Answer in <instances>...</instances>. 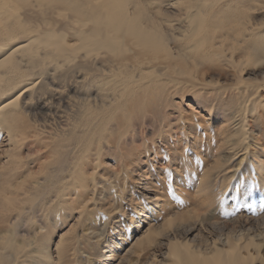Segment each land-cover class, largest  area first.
Wrapping results in <instances>:
<instances>
[{
  "label": "bare ground",
  "instance_id": "bare-ground-1",
  "mask_svg": "<svg viewBox=\"0 0 264 264\" xmlns=\"http://www.w3.org/2000/svg\"><path fill=\"white\" fill-rule=\"evenodd\" d=\"M1 133L0 264H264V0H0Z\"/></svg>",
  "mask_w": 264,
  "mask_h": 264
},
{
  "label": "rangeland",
  "instance_id": "rangeland-1",
  "mask_svg": "<svg viewBox=\"0 0 264 264\" xmlns=\"http://www.w3.org/2000/svg\"><path fill=\"white\" fill-rule=\"evenodd\" d=\"M258 78L256 79L258 82H260V80H262L261 78H260V76H257ZM72 91H74V90H72ZM174 102L176 103V104H178V106H179V110H180V112H182V116H184V117H188L189 119H192V114H196V113H198L199 114V111H198V109H197V107H195V105L193 104V103H191V100H189V99H186V100H184V102L181 104L180 103V101L178 100V99H175L174 100ZM65 103H66V101H65ZM59 104H61V103H59ZM67 104V103H66ZM186 106V107H185ZM192 107V108H191ZM51 108V109H50ZM188 108V109H187ZM195 108V109H194ZM61 109V110H60ZM191 111H190V110ZM50 110V111H49ZM41 111H47V112H45L46 114H48L49 112H51L52 114H56L58 117H60V120L62 119L61 117H62V113H63V106H59L58 104L57 105H55V104H52V107H42V108H39V109H36V112H41ZM56 112V113H55ZM160 112V111H159ZM170 112H172V111H170ZM193 112V113H192ZM158 115V114H157ZM190 115V116H189ZM203 115V113H200L199 115H197V119L196 118H193V119H195L196 121L198 120V121H200L201 120V116ZM200 116V117H199ZM186 117V118H187ZM153 118H155V117H153ZM157 119V118H156ZM159 119H160V114H159ZM147 122H148V120L146 121V124H147ZM201 122V121H200ZM143 125L142 127H146L147 125L149 126V127H151V129L153 130L154 128V126L152 127V125L148 122V124L147 125ZM155 125V124H154ZM202 129H204V128H202ZM201 129V130H202ZM147 131V130H146ZM209 133V134H208ZM207 134H205L206 136V138L207 137H209L210 136V132H208ZM143 137H146V138H156V134L154 133V134H152L151 132H149V135H147V136H143ZM7 137L4 135V133H1L0 134V165H2L3 164V162H5V159H6V156H7V154L9 153V150H10V147H9V144H8V142H7V139H6ZM29 138H31V137H29ZM24 152V153H23ZM21 157L25 160V162H26V160L28 161V162H30V163H32V164H30V169H32L31 171H33L34 173H36L37 174V164L35 163V162H33V160H34V158L32 157V155H29V153H27V151H25V149H23L22 148V151H21ZM36 164V165H35ZM33 165V168L31 167ZM108 204H110V205H112V203H108ZM132 219L134 220V221H136L138 218H136V217H132ZM73 222H71V224H72ZM160 223H162V219H159L158 220V223L157 224H160ZM134 226H132L131 228H132V230L131 231H133V229L135 228H133ZM78 231H79V228L77 227V226H75V224H74V228L72 227L71 229H70V231L69 232H67V234H66V239H71V238H73L75 235H76V233H78ZM143 231V230H142ZM56 232L60 235L61 234V232L62 233H64L65 232V230H56ZM145 236V233L144 232H141V233H138L135 237H134V239L131 241V242H134V241H136V240H138V239H142L143 237ZM56 241H57V238L55 239H53L52 241H51V246H50V254H51V257H52V259H55V254H54V248H55V244H56Z\"/></svg>",
  "mask_w": 264,
  "mask_h": 264
}]
</instances>
